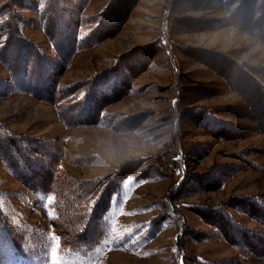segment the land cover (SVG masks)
Masks as SVG:
<instances>
[{
	"label": "trees",
	"instance_id": "trees-1",
	"mask_svg": "<svg viewBox=\"0 0 264 264\" xmlns=\"http://www.w3.org/2000/svg\"><path fill=\"white\" fill-rule=\"evenodd\" d=\"M89 1L8 0L0 4V64L8 73L7 78L0 77V100L30 95L52 104L66 128L96 127L120 134L136 132L147 123L157 126V121H167L168 118L166 120L158 114L160 112L153 110L131 115L106 110L143 88V85H134L135 79L160 67L159 63H154L158 53H163L161 72L170 73L175 86H179L178 61L166 39H160L159 48L149 44L112 58L113 64L95 71L85 79L86 82L83 80L70 86L62 84L61 77L71 67L74 56L114 38L137 6L127 0H109L100 11L84 15ZM251 2L256 4L251 6ZM224 8L229 16H233V24L238 29L264 43V0H236L233 4H225ZM238 8L242 12L233 15ZM23 10L35 12L36 18L27 20L20 13ZM59 17L63 19V25L57 23ZM191 20L188 21L191 23ZM52 22L60 24L59 27ZM195 22L202 23L200 19ZM27 25L45 33L56 57L42 54L40 46L23 33V26ZM154 46L157 52H154ZM191 56H197L198 62L203 57L195 51ZM221 64L224 67L220 68L230 73L227 64ZM233 66L240 70L241 74L236 72V75H241L242 79L238 76L235 80L233 76L231 82L230 74L221 72L226 75L223 77L225 83L247 101V107L240 110L246 111L245 115L256 123L255 129L264 128V87L261 88L255 78L243 75L242 65ZM257 73L264 74V68ZM243 81H249L250 87ZM183 95L178 87L175 97L165 106L167 117L175 114V137L179 136L178 112L182 109L179 102ZM203 114L205 118L197 116L195 123L201 128L216 129L219 126V134L207 133L217 139L227 140L226 136L233 139L245 134L244 127L222 121L216 116L217 112ZM184 155L186 153L178 147L177 158L172 163L179 172L166 196L168 208L165 210L159 202L152 203L148 207L154 214L148 220L120 224L118 219L125 213L130 191L136 185L153 183L161 178L154 166L152 169L151 165H142L140 160L131 161L100 176L75 179L65 170V160L74 166H96V162L101 164L99 156L73 158L60 139L15 133L6 128L5 122H0V159L5 169L24 187L20 196L36 194L44 196L43 200L50 198L52 213L43 225L16 224L9 214L8 193L0 191V264H104L113 252L137 254L167 229L175 230L171 264H187L185 252L189 242H222L237 250V258L241 261L263 259L262 197L232 196L212 207L184 205L197 216V223L210 230L193 228L192 220L179 210L181 206H175L179 197L182 200L196 193L224 189L226 181L234 176L233 168L219 165L194 175L184 185L187 171L180 163ZM215 173L220 175L214 176ZM235 214L241 215L242 220L235 219ZM243 221L256 222L258 226H246Z\"/></svg>",
	"mask_w": 264,
	"mask_h": 264
},
{
	"label": "rangeland",
	"instance_id": "rangeland-1",
	"mask_svg": "<svg viewBox=\"0 0 264 264\" xmlns=\"http://www.w3.org/2000/svg\"><path fill=\"white\" fill-rule=\"evenodd\" d=\"M7 1L0 0V4ZM127 1L137 6L123 29L117 30L114 38L76 54L71 67L61 77V82L65 86L83 80L86 82L85 79L87 80L95 71L113 64L112 58L149 44H156L158 47L160 39H166L173 47L175 59L178 61L180 69L178 77L181 80L179 86H175L170 73L161 72V68H164L161 56L163 53H158L153 60L154 63H159L160 67H154L149 73L135 79L134 85L137 87L143 85V88L106 110L122 115L153 110L160 112L158 114L166 120L168 118L167 121H157V126L147 123L136 132L120 134L96 127L66 128L52 104L30 95H15L0 100V122H5L6 128L15 133L41 134L48 138L60 139L73 158L99 156L101 164L96 162L94 163L96 166H74L65 160L63 162L65 170L75 179L100 176L131 161L135 163L140 160L142 165H151L152 169L154 166L157 169L155 172L161 178L153 183L136 185L130 191L129 200L124 206L125 213L118 219L120 224L148 220L154 214L149 212L148 207L152 203L159 202L162 208L165 210L168 208L166 196L172 190V182L176 180L179 172L172 163L177 158L178 147L186 153L180 162L187 171L184 185L194 175L206 172L210 168L219 165L233 168L234 176L226 181L224 189L196 193L182 200V197H179L174 203L175 206H181L179 210L184 211V215L192 220L193 228L207 230L208 228L201 223H197L199 219L191 208L184 205L212 207L220 205L232 196L245 195L264 199V128L255 129L256 123L245 115L246 111L240 110L247 107V101L235 92L229 83H225L223 77L226 75L221 72L226 71L220 68L224 67L221 63L227 64L230 73L226 74H230L233 82V76L235 80L241 76L236 75L240 70L233 64L242 65L243 75L255 78L259 82L258 85L264 87V74L257 73L264 68V43L233 24L235 22L233 16H229L224 6L233 4L236 0ZM108 2L109 0H90L84 15L100 11ZM254 4L251 2V6ZM237 11L242 12L241 8H238L234 10L233 15ZM20 13L27 20L36 18L35 12L23 10ZM189 19H192L191 23ZM198 19L202 23L195 22ZM63 22L59 17L57 23L63 25ZM60 24H56L57 28ZM23 33L40 46L42 54L56 57L42 30L27 25L23 26ZM155 48L154 46V52ZM193 51L201 53L203 56L202 59L199 58L201 62L196 61L197 56H191ZM0 77H8L1 64ZM243 83L250 87L249 81ZM178 87L184 95L179 102L183 109L178 112L179 136L175 137L173 131L175 114L171 118L167 117L165 106L175 97ZM208 112H217L216 116L222 121L244 127L242 130L245 134L233 139L226 136L227 140H220L207 134H219L220 130L219 126L212 129L207 123L210 130L195 123L198 120L197 116L202 115L205 118L206 115L203 113ZM217 175L220 174H214ZM23 189L24 187L5 169L0 159V191L8 193L9 214L13 221L24 226L43 225L45 218L52 216L51 199L43 200L44 196L36 194L21 197L19 193ZM175 209L178 210L177 207ZM235 215V219L242 220L241 215ZM243 223L250 227L258 226L252 221ZM174 236L175 230H164L137 254L113 252L109 254L104 264H171L175 250ZM185 254L187 264H264V258L239 260L237 258L239 252L222 242L202 244L189 242Z\"/></svg>",
	"mask_w": 264,
	"mask_h": 264
}]
</instances>
